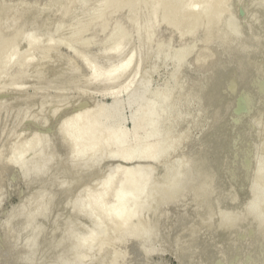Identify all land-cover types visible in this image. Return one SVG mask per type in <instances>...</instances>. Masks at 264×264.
I'll list each match as a JSON object with an SVG mask.
<instances>
[{"label":"rangeland","instance_id":"374dc122","mask_svg":"<svg viewBox=\"0 0 264 264\" xmlns=\"http://www.w3.org/2000/svg\"><path fill=\"white\" fill-rule=\"evenodd\" d=\"M116 1L0 0V264H264V0H227L218 21L200 13L206 0L157 15L158 0ZM131 53L128 73H112ZM147 105L155 116L136 127ZM94 106L123 147L158 157L119 159L113 141L76 152L66 121ZM128 170L124 226L79 210L112 172L95 208L113 209Z\"/></svg>","mask_w":264,"mask_h":264},{"label":"bare ground","instance_id":"6f19581e","mask_svg":"<svg viewBox=\"0 0 264 264\" xmlns=\"http://www.w3.org/2000/svg\"><path fill=\"white\" fill-rule=\"evenodd\" d=\"M114 1V0H113ZM119 1V2H118ZM120 1L122 2V8H123V3L125 2V0H124V2H123V0H117L116 2L117 3H115L116 4V6L118 5V4H120ZM131 1V0H130ZM142 1V4H144L143 3V0H141ZM157 0H155V2H156ZM165 1H167V0H164V1H161V0H158V4L156 3L155 5L152 3V2H149V4H153V5H151V6H153V7H155L154 8V15L156 14V13H158V10H159V8H160V11L159 12H161V10H162V7H163V9L165 8L164 6H162L164 3H165ZM174 1V0H173ZM173 1L171 0V2H172V4H173ZM177 1V2H176ZM180 2H181V0H179ZM226 1L227 0H214V1H212V0H206L205 1V3H204V5H203V10H201V12L200 13H203L204 12V14L203 15H205V13H207V11L206 10H208L209 8H210V11H209V13H207V15L209 16V18H211V16H212V14L210 13L212 10H214V13H215V15H214V17L216 16V12H218V14H217V17H218V19L222 16V14L224 13V11H227L228 10V7L224 4V3H226ZM2 2H4V1H2ZM2 2H1V5H2V7L4 6L3 4H2ZM109 2H111V4L110 5H112V0H109ZM126 2H127V5H129L128 4V0H126ZM126 2H125V4H126ZM144 2H145V0H144ZM146 2H147V0H146ZM174 2H176V4H175V7H176V5L178 6V0H175ZM184 2L185 1H182L181 2V4L183 3L184 4ZM139 2L136 0V4H138ZM141 3V2H140ZM148 3V2H147ZM202 3V2H201ZM211 3V4H210ZM7 4V3H6ZM101 4V3H100ZM142 4H140L141 6H142ZM180 4V3H179ZM180 4V5H181ZM187 4V3H186ZM196 4V3H195ZM200 4V3H199ZM0 5V6H1ZM110 5H109V7H110ZM162 7H161V6ZM169 5H171L170 3H169V0H168V3L166 2V6L167 7H169ZM179 5V6H180ZM188 5L189 6H191V4H189L188 3ZM222 5V6H221ZM6 6H7V9L9 10V8H8V6H9V4H7V5H5V9H4V12H8V10H6ZM114 6V5H113ZM115 6V8L113 9L114 11H115V9H117V7ZM131 6L132 7H134V5H132L131 4ZM138 6H139V4L138 5H135V7L136 8H138ZM144 6H145V4H144ZM159 6V7H158ZM173 6H174V4H173ZM187 6V5H186ZM193 6V5H192ZM223 8H221V7ZM224 6V7H223ZM226 6V7H225ZM126 7H128V6H125V8ZM130 7V6H129ZM134 7V8H135ZM175 7H173L174 8V10H178V9H175ZM181 7V6H180ZM220 7V9H218ZM4 8V7H3ZM118 8H119V6H118ZM120 8H121V6H120ZM122 8H121V10L120 11H122ZM125 8H124V10H125ZM144 8V7H143ZM172 8V9H173ZM183 8H185V5H183L182 6V8L181 9H183ZM190 8V7H189ZM226 8V9H225ZM109 9V8H108ZM153 9V8H152ZM169 9V8H168ZM191 9V8H190ZM194 9V8H193ZM216 9H217V11H216ZM6 10V11H5ZM118 10V9H117ZM117 10H116V12H117ZM123 10V11H124ZM128 10V8L126 9V11ZM139 10V9H138ZM165 10V9H164ZM164 10L162 11L163 12V14L162 13H160L161 15H164ZM170 10H171V8H170ZM169 10V11H170ZM173 10V11H174ZM185 11H188V7H187V10L186 9H184ZM219 10H220V12L222 13L221 15H220V12H219ZM110 11V10H109ZM113 11V12H114ZM181 11V10H180ZM216 11V12H215ZM0 12H2L1 11V7H0ZM4 12L2 13V15L4 14ZM7 12H6V15H7ZM110 12H112V10L110 11ZM109 12V13H110ZM184 12V11H183ZM87 13V12H86ZM108 13V12H107ZM128 13V12H127ZM176 12H174V14H175ZM181 13H182V11H181ZM199 13V14H200ZM99 14H100V11H99ZM103 14V13H102ZM121 14H122V12H121ZM132 14V13H131ZM171 15V13H169L168 12V15ZM177 14H179V13H177ZM176 14V16H177V18H175V20H176V22L178 21V20H180L182 17L181 16H179V18H178V15ZM183 14V13H182ZM186 13L184 12V15H185ZM188 14H189V12H188ZM188 14H187V16H188ZM193 14V13H192ZM195 14V13H194ZM20 15V14H19ZM22 15V14H21ZM157 15V14H156ZM159 15V14H158ZM180 15V14H179ZM183 15V18H182V21H183V19L185 18V16ZM190 15V14H189ZM198 15V13L196 14V16ZM15 16H17L18 18H19V16L18 15H15ZM98 16V15H97ZM174 16V15H173ZM195 16V17H196ZM201 16V18H198V19H201V20H199V21H202V19L204 20V17H205V19H206V15L203 17L201 14L199 15V17ZM207 16V17H208ZM1 18H3V16H0ZM16 17V18H17ZM117 17V16H116ZM155 17V16H154ZM203 17V18H202ZM5 18H6V16H5ZM15 17H14V19H16ZM114 18V17H113ZM156 18H158V16H156ZM160 18H162V17H160ZM164 18V17H163ZM169 18H172L171 16L169 17ZM72 19V18H71ZM94 19H95V17H94ZM93 19V20H94ZM96 19H97V17H96ZM99 19H101V18H99ZM104 19V18H103ZM122 19V18H121ZM120 19V20H121ZM215 19L217 20V18L215 17ZM2 20H5L4 18L2 19ZM119 19H118V21H120ZM206 20H208V19H206ZM16 21H17V19H16ZM92 21V20H91ZM96 21V20H95ZM123 22H124V20H122ZM126 21V20H125ZM128 21V20H127ZM174 21V20H173ZM181 21V22H182ZM189 21V20H188ZM209 21H210V19H209ZM218 21V20H217ZM1 22V21H0ZM94 22V21H93ZM175 22V21H174ZM173 22V23H174ZM185 22H187V21H185ZM204 22V21H203ZM206 22V21H205ZM219 22H220V20H219ZM1 23H3V21L1 22ZM69 23V22H68ZM119 23V27H120V22H118ZM125 23V22H124ZM167 23V22H166ZM234 23L235 22H232V24H231V26H233L234 25ZM4 24H6V23H4ZM80 24L81 23H79V26H80ZM115 24H117V21H116V23ZM194 24V23H193ZM220 24V28L222 27V25H221V22L219 23ZM229 24V23H228ZM3 25V24H2ZM76 25H77V23H76ZM125 25V24H124ZM166 25V24H165ZM5 26V25H4ZM72 26H73V24H72ZM200 27H201V25H199ZM235 26V25H234ZM63 27V26H62ZM76 27V26H75ZM126 27V26H125ZM67 29H68V26L66 27ZM112 28H113V26H112ZM127 28V27H126ZM190 28V27H189ZM188 28V29H189ZM77 29H78V27H77ZM118 29V28H117ZM197 29V28H196ZM63 30V29H62ZM65 30V29H64ZM220 30H222V28L220 29ZM72 31V30H71ZM78 31H81V30H78ZM122 31H123V29H122ZM171 31V30H170ZM193 31H194V28H193ZM67 32V31H66ZM164 32V31H163ZM199 32V31H198ZM218 32H219V30H218ZM190 33V32H189ZM195 33H197V32H195ZM73 34V33H72ZM207 34V33H206ZM220 34H222L221 32H220ZM66 35V34H65ZM70 35H71V32L69 33V37H70ZM92 35V34H91ZM163 35H164V33H163ZM162 35V36H163ZM181 35H182V33H181ZM179 36V38H177V40L178 41H180V43H181V38L180 37H182V36ZM62 36V35H61ZM63 36H64V33H63ZM161 36V37H162ZM172 36V35H171ZM185 37V36H184ZM65 38V37H64ZM76 38V37H75ZM165 37H163V39H164ZM168 38V37H167ZM183 38V37H182ZM188 38V37H187ZM68 39V38H67ZM29 40V39H28ZM72 40V39H71ZM164 41V40H163ZM30 42H31V39H30ZM29 42V43H30ZM89 42V41H88ZM177 42V41H176ZM184 42V41H183ZM193 42V41H192ZM49 43V42H48ZM51 43V42H50ZM54 43V42H53ZM168 44V43H167ZM222 44H224V43H222ZM178 45H179V43H178ZM66 46V45H65ZM118 46V45H117ZM171 46V45H170ZM119 47V46H118ZM117 47V48H118ZM187 47V46H186ZM195 47V46H194ZM51 48V47H50ZM56 48H57V46H56ZM171 48V47H170ZM209 48V47H208ZM207 48V50H209V49H211V48H209L208 49ZM222 48V47H221ZM225 48V47H224ZM39 49V48H38ZM48 49V48H47ZM47 49H46V51H47ZM168 49V48H167ZM206 48H204V50H205ZM53 50H54V48H53ZM53 50H51V51H53ZM115 50H116V48H115ZM170 50V49H169ZM189 50H190V48H189ZM206 50V51H207ZM212 50V49H211ZM41 51V50H40ZM49 51H50V49H49ZM181 51V50H180ZM115 52V51H114ZM191 52V51H190ZM203 53H204V51H202ZM44 53H45V51H44ZM117 53V52H116ZM116 53H115V55H116ZM184 53H185V51H184ZM208 53V52H207ZM206 53V54H207ZM182 54V53H181ZM209 54V53H208ZM45 55V54H44ZM47 55V54H46ZM45 55V56H46ZM174 55H175V53H174ZM187 55V54H186ZM203 55V54H202ZM133 56V54L131 53V55L129 54L128 56H126L125 57V60H124V58H123V60L120 62V64L117 66V67H115L114 69H112V73L113 72H115V71H117V70H121L123 73L125 72H127L126 70L128 69H130V63L132 62L131 61V57ZM187 56H189V55H187ZM204 56H205V53H204V55H203V58H204ZM207 56H209V55H207ZM206 57V56H205ZM46 58V57H45ZM181 58H182V55H181ZM207 58V57H206ZM67 59V58H66ZM209 59V58H208ZM69 62V61H68ZM203 62H204V60H203ZM204 64V63H203ZM94 69V68H93ZM96 70H94V71H92L93 72V76H95V75H97V73L95 72ZM121 71H119V73H121ZM227 72V71H226ZM123 73H121V74H123ZM128 73V72H127ZM227 73H229V72H227ZM232 73V72H231ZM239 76V75H238ZM234 77H236V76H234ZM240 78V77H239ZM238 79V78H237ZM231 82H233V80H231ZM32 103V102H31ZM44 103V102H43ZM151 103V102H150ZM40 104V103H39ZM148 104V103H147ZM152 105H153V103H151ZM117 105V104H116ZM151 107V105H147V107L146 106H144V107H146V109L149 111V107ZM116 107V106H115ZM154 107V106H153ZM153 107H152V110H150L149 112L147 111H143L142 109H141V113H142V111L143 112H145V113H139L138 111H137V113H136V115H135V117H134V120H135V126L136 127H140V124L141 123H139V118H140V115H141V118H143V119H141L140 120V122H142V120H144L145 119V116L146 115H148L149 114V116L151 117L150 119H152V115L154 114L153 112ZM115 109H118V108H115ZM145 109V108H144ZM85 110V109H84ZM83 110V111H84ZM140 111V110H139ZM115 112V111H114ZM153 113V114H152ZM77 114V113H76ZM75 115V114H74ZM252 115V114H251ZM101 116H104L103 114H102V111L100 110V108L98 107V106H94V108H92V109H87L86 111H84V112H79L77 115H75L74 117H72V118H70L68 121H66V122H68L67 124H65L66 125V131L67 132H69L70 133V136H72L71 135V133L74 135L75 134V136H74V143H75V145L77 146L75 149H76V152L78 151V150H80V151H78V153H81V154H85L86 152L85 151H88V153H89V151L91 150V152H92V150L95 148V146H98V148H97V151H99L98 149H100L99 147V145H101V147H102V145L104 146L105 144H109V143H111L112 141L114 142V143H116L119 147H118V150H114V151H111V153H110V151H109V154H111L112 156H114V157H117V158H121V159H126V161L127 160H129V159H131V158H135V156H138L139 158H141V159H143L145 162L147 161L148 162V160L150 159V158H152V157H154V159H156V156L158 157V155H159V153H160V151L158 152L157 150H156V145H151V144H138V146L136 147V148H125V147H123L122 146V144L125 142V137H124V135H123V132H120L119 131V129L117 130H112L111 131V133L109 132L111 129H112V127L111 128H106V127H104L103 126V120H102V117ZM143 116V117H142ZM154 116H155V114H154ZM105 117V116H104ZM103 117V118H104ZM148 118V116L146 117V121L148 120V123L151 121L150 119H147ZM66 119V118H65ZM169 120V119H168ZM59 121V120H58ZM154 123L155 124V122H156V120H155V122H154V120H152L150 123ZM152 125V126H151ZM111 126H113V125H111ZM150 128H152V130L153 131H155L154 130V126H153V124H150ZM114 127H115V125H114ZM107 130L106 132V134L107 135H105V138H103V139H105V141L103 140V139H101L100 138V136L101 135H103V134H100V133H102L103 132V130ZM64 132H65V130H64ZM67 132H65V133H67ZM152 132V131H151ZM156 132V131H155ZM69 133H68V135H69ZM156 134V133H155ZM157 134H158V131H157ZM36 136V135H35ZM148 136H149V134H148ZM151 137H153V135H150ZM73 137V136H72ZM72 137H71V139H72ZM102 137V136H101ZM163 139V138H162ZM54 140H55V138H54ZM30 141H31V139H30ZM73 141V140H72ZM72 141H71V143H72ZM166 142V141H165ZM164 142V143H165ZM32 143V142H31ZM79 143H83V144H80L82 147H80V148H78V145H79ZM29 144H30V142H29ZM158 144V143H157ZM163 144V143H162ZM124 146H126V145H124ZM163 146V145H162ZM74 147V146H73ZM106 147V146H105ZM160 149H162V147L160 148ZM19 153H20V151H19ZM92 153H96L95 151L94 152H92ZM102 156H103V154H102ZM63 158V157H62ZM19 159V158H18ZM136 159H137V157H136ZM140 159V160H141ZM153 159V158H152ZM138 160V159H137ZM142 161V160H141ZM59 162V161H58ZM116 167V166H115ZM147 167V166H146ZM91 168V167H90ZM114 168V167H113ZM116 169V168H115ZM117 169L119 170V168H118V166H117ZM117 170V171H118ZM142 170L144 171V167L142 168ZM148 170H150V169H148ZM88 171V170H87ZM117 171H116V173H117ZM129 172H127V171H125V175H124V177H123V179H122V181L119 183V185H118V188H117V190L115 191V193L113 194V196H114V203H115V207L113 208V209H111V208H107V206L105 207V205L106 204H102V207H101V209H99L98 207V210H97V208H95L96 206H100L101 204H99V199L102 197V196H104V194L105 193H107V191L109 190L108 188L110 187V184H111V181H112V178H113V172H114V170H113V172H112V174H110V175H108V177H106V179L105 180H103V182L100 184V188L99 189H95L96 190V192L95 193H93L92 194V197H89V200H87V199H84L80 204V208H79V210L83 207L84 209L86 208V206H88V204L90 205V204H92V206H91V208L94 206V205H96V206H94V209L92 208L91 209V211H90V213H88V212H86L89 216H91L92 217V214L91 213H95V215H97V214H99L100 212H99V210H102V214H104V217L106 216H111V218L113 219V220H115L114 222L116 223V225L114 224V227H115V229H116V226H117V229H118V227H119V225H121L120 227H122V226H124V223L126 222V221H128V219L129 220H131L132 218L131 217H133L132 216V214H133V212H134V206H136V204H135V202H133L134 204H132V206H130L129 207V209L127 210L126 208H125V206H126V199H127V195L129 194V192L130 193H135L136 191H137V189H136V186H137V184H135V187H134V182H135V180H136V178H138V175L136 174V172H132V171H130V170H128ZM134 171H136V170H134ZM145 171H147L146 169H145ZM138 172V171H137ZM88 173V172H87ZM116 173L114 172V174L116 175ZM139 173H140V171H139ZM142 173V175H144V176H148L147 174H149V171H148V173L147 172H145V174H143V172H141ZM147 173V174H146ZM63 174V173H62ZM60 175V174H59ZM91 176V175H90ZM94 176V175H93ZM141 176V175H140ZM144 176H142V178L144 177ZM149 176H151V175H149ZM172 178H173V176H172ZM174 178H175V176H174ZM140 180H141V177L139 178ZM146 179V178H145ZM148 179V178H147ZM113 180H114V178H113ZM143 180H144V178H143ZM137 181H138V179H137ZM145 181V180H144ZM137 183V182H136ZM142 183H143V181H142ZM146 184H147V181H146ZM142 185V184H141ZM143 186V185H142ZM138 188V187H137ZM91 189V188H90ZM143 190L145 189V188H142ZM89 190V189H88ZM141 190V189H140ZM46 191V190H45ZM144 192H145V190H144ZM175 192V191H174ZM173 192V193H174ZM142 193V192H141ZM169 193H171V192H169ZM168 193V194H169ZM90 194V193H89ZM148 194V193H147ZM76 195V194H75ZM171 196H172V193L171 194H169V195H167L166 197H165V201L166 202H168L167 200L168 199H171ZM88 197V196H87ZM260 198V197H259ZM258 198V200H263L262 201V203L260 202V204H261V208H263L261 211H263L264 212V207H263V204H264V199H259ZM264 198V197H263ZM150 199V198H149ZM35 201V200H34ZM165 202V203H166ZM37 204V203H36ZM71 204V203H70ZM137 204H138V202H137ZM75 205V204H74ZM111 205V204H110ZM103 206H104V209H103ZM143 206V205H142ZM78 207V206H77ZM89 208H90V206H88ZM72 208V207H71ZM82 208V209H83ZM128 208V207H127ZM150 208V207H149ZM70 209V208H69ZM88 210V209H87ZM86 210V211H87ZM90 210V209H89ZM93 210H97V211H93ZM260 211V214L262 213ZM84 212V211H83ZM96 212H97V214H96ZM86 214V215H87ZM258 215V214H257ZM93 216H94V214H93ZM99 216H100V214H99ZM259 216V215H258ZM262 216V215H261ZM263 216H264V214H263ZM109 217H107V218H109ZM87 218H89V217H87ZM131 218V219H130ZM91 219V218H90ZM111 219V220H112ZM262 219H264V218H262ZM112 220V221H113ZM5 221V220H4ZM30 221V220H29ZM225 221V220H224ZM228 221H230V220H228ZM113 222V223H114ZM80 223V222H79ZM101 223V222H100ZM103 223V222H102ZM140 223V222H139ZM137 224V223H136ZM104 225V224H103ZM144 226V225H143ZM228 226V225H227ZM86 227V226H85ZM136 227V226H135ZM142 227V226H141ZM147 228V227H146ZM150 228V227H149ZM114 229V228H113ZM101 230H102V228H101ZM144 230V229H143ZM153 230V229H152ZM90 231H92V230H90ZM89 231V232H90ZM95 232V231H94ZM94 232H93V234H94ZM154 232V231H153ZM157 232V231H156ZM100 233H101V231H100ZM111 233V232H110ZM192 233V232H191ZM29 234V233H28ZM150 234V233H149ZM155 234V233H154ZM95 235V234H94ZM100 235V234H99ZM111 235V234H110ZM156 235V234H155ZM87 236V235H86ZM91 236H92V234H91ZM157 236V235H156ZM88 237V236H87ZM87 237L85 238V241H87L88 239H87ZM96 237V236H95ZM158 237V236H157ZM59 238V237H58ZM93 238H94V236H93ZM99 238V237H98ZM82 239V238H81ZM89 239L91 240L92 239V237L90 238V234H89ZM108 239V238H107ZM61 240V239H60ZM83 240H84V237H83ZM95 240H96V238H95ZM94 239H92V241H95ZM84 242V241H83ZM90 243H91V241H89ZM96 242V241H95ZM98 242H99V240H98ZM107 242V241H106ZM79 243H82V241L80 242L79 241ZM88 243V242H87ZM101 244H102V241L100 242ZM104 243H105V241H104ZM56 244V243H55ZM84 244V243H83ZM85 244H86V242H85ZM92 244H93V242H92ZM92 244L91 245H89L88 244V246H92ZM78 244H76V246H77ZM98 245V244H97ZM96 245V246H97ZM104 245V244H103ZM23 246V245H22ZM79 246L81 247V245L79 244ZM78 246V248H80ZM85 247V246H84ZM87 247V246H86ZM93 247V246H92ZM21 248H23V247H21ZM21 251V250H20ZM89 251H91V250H89ZM100 251V250H99ZM88 252V251H87ZM86 252V253H87ZM96 252V251H95ZM19 253V252H18ZM100 253V252H99ZM92 255V254H91ZM91 255H90V257H91ZM94 255V254H93ZM88 256H89V254H88ZM87 256V257H88ZM82 257H84L83 255H82ZM93 257V256H92ZM90 259V258H89Z\"/></svg>","mask_w":264,"mask_h":264}]
</instances>
